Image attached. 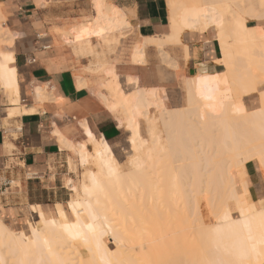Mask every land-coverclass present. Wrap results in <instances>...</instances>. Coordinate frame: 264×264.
<instances>
[{
  "label": "bare ground",
  "instance_id": "obj_1",
  "mask_svg": "<svg viewBox=\"0 0 264 264\" xmlns=\"http://www.w3.org/2000/svg\"><path fill=\"white\" fill-rule=\"evenodd\" d=\"M167 3L169 32L144 37L133 51V63H145L148 46L163 53L165 44L183 45L184 57L191 59L194 52L182 43L184 33L213 32L216 62L224 70L202 68L189 77L185 110L171 111L158 91L140 87L137 79L128 78L135 89L122 93L114 68L107 69L112 79L101 84L108 93L100 96L129 133L131 166L119 167L112 146L86 121L80 122L85 141L78 144L55 126L59 146L76 152L81 164L90 167L88 183L81 184V198L68 202L73 219L29 206L38 221L29 222L25 232L13 230L0 217V264H264V200L252 199L247 167L256 161L264 176V92L259 109L244 104L245 97L264 85V26L248 25V19L264 20V0ZM93 4L96 15L67 32V44L80 43L84 49L92 39L131 27L121 9L105 0ZM13 40L1 25L0 84L18 94L14 53L9 50ZM75 83L78 89L89 87L81 75H75ZM32 94L37 102L58 100L45 85L33 86ZM11 105L7 118L23 114L15 99ZM152 107L161 111L165 141L156 119L149 116ZM142 118L148 145L141 135ZM72 188L77 191L76 184Z\"/></svg>",
  "mask_w": 264,
  "mask_h": 264
},
{
  "label": "crops",
  "instance_id": "obj_2",
  "mask_svg": "<svg viewBox=\"0 0 264 264\" xmlns=\"http://www.w3.org/2000/svg\"><path fill=\"white\" fill-rule=\"evenodd\" d=\"M93 1L0 0V26L8 28L14 35L9 50L14 53L12 66L17 70L18 84V94L4 90L0 84V216L4 218H19L24 205H40L52 216L62 212L64 201L59 199V192L66 188L63 184L59 186L60 175L57 178V172L53 174L51 169L52 164L59 165L58 168L64 166L68 151L62 149L53 136L55 126L74 144L85 141L80 122L86 121L95 135L108 143L114 141L119 132L116 120L107 108L87 88H77L71 64L73 52L71 58L65 46L57 45L56 30H64L88 19L91 14L96 15ZM105 1L124 11L130 26L142 39L169 32L166 0ZM262 24L264 26V21ZM64 44L69 45L67 41ZM209 44L211 42L207 41L192 48V71L204 68L208 72H217V68L222 67L215 64L219 57L216 45L213 43L212 49ZM38 85L47 86L51 94L54 91L58 100L43 103L34 100L32 87ZM12 99L19 102L24 112L9 119L8 109L14 107ZM249 178L254 199L258 193L257 183L252 175L249 174ZM51 205H55V214L46 209Z\"/></svg>",
  "mask_w": 264,
  "mask_h": 264
},
{
  "label": "rangeland",
  "instance_id": "obj_3",
  "mask_svg": "<svg viewBox=\"0 0 264 264\" xmlns=\"http://www.w3.org/2000/svg\"><path fill=\"white\" fill-rule=\"evenodd\" d=\"M93 16L94 14H91L88 19H85L80 23L87 22L90 19H93ZM263 21L264 20L253 21L248 19V25H263ZM80 23L71 24L64 30H56V33L59 37V42L57 45L65 46L69 57H74L71 61L74 74L81 75L87 79L89 84V87L87 89L92 95L96 97L98 102L105 109H108V107L100 96V93L106 94L108 93V91L101 84L107 83L112 79V76L107 75L106 70L109 68H114L115 72L118 73L117 81L120 84L122 93L130 94L135 89V86L133 84L128 83V78H139L140 86L154 88L156 91H158L157 97L162 102H164L165 106H167L166 109H170L171 111L178 108L179 110H185L187 106L188 92L187 79L194 74H197L199 71H192L190 69L191 59H187L186 57H184L185 54L183 45L169 46L168 44H165L163 47V53L159 52L158 48L155 46H148L145 49V63L138 66L137 64L133 63L132 54L135 47L141 46V42L144 41V37L142 39L140 35L135 33L132 27L123 32L113 34L108 38L104 37L103 39H92L89 46L86 47L85 44H83L84 49L86 47L85 50L82 48L83 46L80 43L74 45L63 44L64 36L66 35V33L73 26ZM165 35H162L160 37H164ZM213 40H215L213 32L201 36L199 33L186 31L182 37V43L188 45L190 47V50H192L193 47L199 46L200 43H205L207 41L211 42V44L209 45L212 46V49L214 43L218 50L217 42H213ZM215 64L218 65L216 61ZM87 68H91V70L89 71L87 70ZM217 69L218 71L224 70L223 67ZM1 91L5 94L3 90ZM258 91L259 92H256L255 94L244 98V104L248 107V109L257 110L260 108L259 96L261 92H264V85L260 86ZM262 95H264V93H262ZM159 110L160 109L158 108L152 107L151 110H149V116L156 119L159 136L162 138V141H165L166 133L163 128L162 121L159 119V113L161 112ZM107 111L111 114L113 119L116 120V124L118 125V115L110 112L109 110ZM140 122L142 138L144 141H146V145H148V143L150 144V136L145 119L142 118ZM118 128L120 129L118 134L115 136V140L109 143L111 144L120 163L119 167L129 168L131 166V164L129 165V153H131L130 145L128 143L129 133L124 128V126L121 127L120 125H118ZM80 142L84 141L80 140L79 142H75V144ZM67 151L68 152L66 153V157L64 159V166L58 168L59 165L52 164L51 169L53 174H56L57 172V178L58 175H60L61 181L59 183V186L63 184L66 188L64 190H60L61 192H59V199L64 201V205L61 210L62 212L59 215H55V217L61 218L63 220L73 219V215L70 213L68 208V202L72 199L81 198L80 190L83 184L88 183L86 173H88V169L90 168H85L81 164L76 152L70 150ZM247 167L249 174L252 175V178L254 177L256 179L257 183L258 193L257 195H254L253 200H264V176L260 169V166L256 161H253L252 163H249ZM91 168L95 167L92 166ZM75 184L78 192H75L72 188ZM65 193L68 194L66 195ZM202 205L204 214L208 215L209 207L206 206L204 200L202 201ZM46 209L52 211L54 214L56 213L55 205L46 207ZM235 212L236 211L233 210L234 215L237 216ZM0 217L13 230H23L25 232H27V225L29 222L36 223L38 221L37 216L29 212V205L22 206L21 215L17 219L12 220L4 218L2 216ZM109 243H113L111 239L109 240Z\"/></svg>",
  "mask_w": 264,
  "mask_h": 264
},
{
  "label": "built area",
  "instance_id": "obj_4",
  "mask_svg": "<svg viewBox=\"0 0 264 264\" xmlns=\"http://www.w3.org/2000/svg\"><path fill=\"white\" fill-rule=\"evenodd\" d=\"M23 103L26 104L27 103V100H23Z\"/></svg>",
  "mask_w": 264,
  "mask_h": 264
},
{
  "label": "trees",
  "instance_id": "obj_5",
  "mask_svg": "<svg viewBox=\"0 0 264 264\" xmlns=\"http://www.w3.org/2000/svg\"><path fill=\"white\" fill-rule=\"evenodd\" d=\"M259 25H261V24H259Z\"/></svg>",
  "mask_w": 264,
  "mask_h": 264
}]
</instances>
